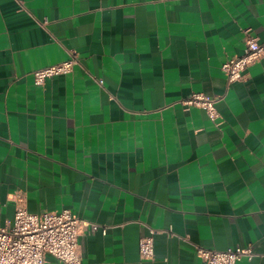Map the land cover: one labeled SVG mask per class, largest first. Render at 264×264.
I'll return each mask as SVG.
<instances>
[{
  "label": "crops",
  "instance_id": "obj_1",
  "mask_svg": "<svg viewBox=\"0 0 264 264\" xmlns=\"http://www.w3.org/2000/svg\"><path fill=\"white\" fill-rule=\"evenodd\" d=\"M247 34L264 41V0H0V226L19 204L67 208L96 224L80 264L238 245L236 264H264V57L233 82L221 69ZM192 92L218 98L216 121Z\"/></svg>",
  "mask_w": 264,
  "mask_h": 264
},
{
  "label": "built area",
  "instance_id": "obj_2",
  "mask_svg": "<svg viewBox=\"0 0 264 264\" xmlns=\"http://www.w3.org/2000/svg\"><path fill=\"white\" fill-rule=\"evenodd\" d=\"M263 57L264 41L247 34L243 52L227 58L221 69L227 81L233 82L242 79L247 66ZM77 62L76 55L71 54L65 60L36 68L32 72L33 80L40 85L47 77L71 72ZM217 100L203 92H192L182 102L186 106L203 107L209 118L216 121ZM86 228L94 229L96 224H89L67 208L30 212L19 204L11 224L0 226V264H45L47 254L65 264H80L78 236ZM195 251L204 264H236L242 257L252 254L250 246L239 245L224 250L195 246ZM139 252L143 258L153 257L152 235L140 238Z\"/></svg>",
  "mask_w": 264,
  "mask_h": 264
}]
</instances>
